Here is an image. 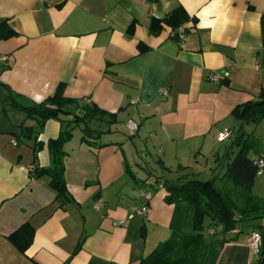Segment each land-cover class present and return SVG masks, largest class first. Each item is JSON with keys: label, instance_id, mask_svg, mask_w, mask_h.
<instances>
[{"label": "crops", "instance_id": "1", "mask_svg": "<svg viewBox=\"0 0 264 264\" xmlns=\"http://www.w3.org/2000/svg\"><path fill=\"white\" fill-rule=\"evenodd\" d=\"M178 7L189 18L177 30L180 42L176 30L149 33L151 19ZM3 20L16 36L0 41V82L17 103L38 104L64 84V97L83 106L88 100L115 119L88 120L92 136L83 143L84 124L73 122L84 115L80 106L39 129L0 86V264H139L171 235L174 206L164 201L163 182L185 175L224 181L238 150L229 149L239 127L231 112L264 88V0H0ZM223 71L220 83L207 81ZM127 120L138 125L133 136ZM21 126L33 129L30 139L20 136ZM223 130L230 139L218 142ZM65 131L70 202L60 206L50 178L36 172L53 168L47 143ZM242 132L248 158L264 161V118ZM225 188L236 196L231 184ZM252 194L264 199V171ZM144 204L148 213L135 215ZM120 220L125 227L116 225ZM24 223L34 235L21 254L7 236ZM258 224L264 222L217 235L227 242L215 264H264L247 243Z\"/></svg>", "mask_w": 264, "mask_h": 264}, {"label": "trees", "instance_id": "2", "mask_svg": "<svg viewBox=\"0 0 264 264\" xmlns=\"http://www.w3.org/2000/svg\"><path fill=\"white\" fill-rule=\"evenodd\" d=\"M189 20L185 11L178 7L168 16L161 20L151 19L148 30L152 35L158 34L163 28H168L177 36V30ZM134 25H130L127 34L131 35ZM16 36L6 21H0V41L8 40ZM140 52L143 47L139 45ZM0 86L6 91L11 106L24 112L29 119L37 121L38 128H42L44 123L50 119H58L60 114H65L68 106L76 105L84 111V115L75 117L74 123H83L82 142L88 143L92 131L87 127L88 120L94 118L102 119L105 116L114 121V115L106 114L95 106L84 103L80 105L77 100L63 96L64 84H59L53 94L38 104L25 107L17 103L16 94L0 82ZM231 116L239 123V127L229 149L235 146L238 150L232 160L226 165L225 171L220 180L229 181L238 190L236 196L231 191L219 186L217 177L206 181L198 179H188L187 176L175 182H163L162 187L166 191L165 203L174 206V213L171 221L170 238L160 243L146 258L139 264H215L220 248L226 239H218L217 235H222L235 230L243 222H264V199L253 196L252 188L257 167L255 161L248 158L250 143L242 127L246 124H258L264 118V88L260 90L257 98L248 101L240 106H236ZM20 136L23 139H30L35 133L33 129L20 127ZM71 138L69 131L61 132L57 139L47 143L48 150L52 154L53 168L51 170L38 169L37 176L46 175L50 178L49 188L55 193L54 200L63 206L70 202L68 192L64 182V162L65 154L62 145ZM19 138H17L18 140ZM42 148V143L38 142L34 146V151ZM226 154L224 157H227ZM258 160V159H257ZM181 171L184 170L180 168ZM132 178L131 172L127 170ZM264 225H256L255 230H261ZM212 230L210 234L208 231ZM34 235L33 227L24 223L7 236L9 243L21 254H24L30 246ZM262 252V251H261ZM260 261H264V254L260 256Z\"/></svg>", "mask_w": 264, "mask_h": 264}, {"label": "built area", "instance_id": "3", "mask_svg": "<svg viewBox=\"0 0 264 264\" xmlns=\"http://www.w3.org/2000/svg\"><path fill=\"white\" fill-rule=\"evenodd\" d=\"M177 39L179 42L183 39V36L181 35L180 32L177 35ZM227 76H228V73L225 71L220 72V73L213 72L207 76V81L217 84V83H220L221 79L227 78ZM161 94L163 96H167L168 93L166 90H163V91H161ZM131 103L133 104L134 102L132 101ZM85 104L90 105L88 100H85ZM125 125L127 128L128 134L130 136H133L137 133L138 125L136 122H134L133 120H127ZM230 136H231V132L229 130H223L217 134V141L218 142H224L226 140H229ZM11 143L13 145H16L14 140H12ZM159 154H160V152H159ZM255 165L257 167V174H260L262 171H264V161L263 160H261V159L256 160ZM151 198L152 197L150 194L144 195L145 203L149 202L151 200ZM94 207L98 208L99 204H95ZM148 211H149V209H148L147 205L144 204L141 208H139L137 211H135V215H146L148 213ZM131 218H132V216L130 217V219ZM116 225L121 226V227H125L126 221H124V220L117 221ZM208 232L210 234L213 233L212 230H209ZM247 243H248V246L250 248L251 255L252 256H259L261 251H262V246H263L262 238L260 235V230L251 231L250 234L248 235Z\"/></svg>", "mask_w": 264, "mask_h": 264}, {"label": "water", "instance_id": "4", "mask_svg": "<svg viewBox=\"0 0 264 264\" xmlns=\"http://www.w3.org/2000/svg\"><path fill=\"white\" fill-rule=\"evenodd\" d=\"M260 235H261L262 242H263L262 254H264V228L260 230Z\"/></svg>", "mask_w": 264, "mask_h": 264}, {"label": "rangeland", "instance_id": "5", "mask_svg": "<svg viewBox=\"0 0 264 264\" xmlns=\"http://www.w3.org/2000/svg\"><path fill=\"white\" fill-rule=\"evenodd\" d=\"M227 184H231L229 181L227 180H224L222 183L218 184L219 186H222V187H227ZM232 185V184H231Z\"/></svg>", "mask_w": 264, "mask_h": 264}]
</instances>
